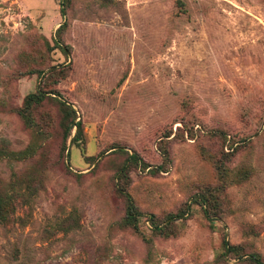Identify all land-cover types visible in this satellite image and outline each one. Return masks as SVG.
Returning <instances> with one entry per match:
<instances>
[{"label":"rangeland","instance_id":"1","mask_svg":"<svg viewBox=\"0 0 264 264\" xmlns=\"http://www.w3.org/2000/svg\"><path fill=\"white\" fill-rule=\"evenodd\" d=\"M68 1L61 18L58 0H0V155L26 151L0 159V188L26 197L0 226V264L264 261V0ZM63 20L65 54L47 49ZM37 89L47 95L27 125L20 109ZM131 153L147 168L119 171ZM119 188L139 235L119 224ZM197 193L218 194L208 220ZM186 204L166 237L151 231L148 216Z\"/></svg>","mask_w":264,"mask_h":264},{"label":"trees","instance_id":"2","mask_svg":"<svg viewBox=\"0 0 264 264\" xmlns=\"http://www.w3.org/2000/svg\"><path fill=\"white\" fill-rule=\"evenodd\" d=\"M68 3H69L68 0H58V13L61 18H64L65 16V8L68 6ZM65 28H66V22L63 20V22L55 30L54 37L51 40L52 45L48 46L47 48L48 50L59 47L64 54L66 53L68 46L62 44V40H61V35L64 32ZM46 95H47L46 92H43L41 89H37L34 93L28 94L23 99L22 108L20 109V116L27 125H31V121L29 118V110L34 106H38L42 102V100L46 97ZM62 113L65 119H69L68 121L69 123H71V121H73L75 118V112L70 107H68V105L66 106L63 105ZM72 127L75 128L74 136L71 139V141L73 142L81 134L80 121L79 120L76 121L75 123L70 125V128L66 129L64 138H67L69 136V132ZM25 155H26L25 150L22 152H9L8 154L0 155V159L13 158L17 161H20L22 159V156ZM158 155L160 159V164L154 168V171L165 172L164 171L165 167L168 164V155L166 149L162 145L158 147ZM124 162L125 163L121 166L119 171H122L129 162L134 165L138 163L142 167V169L147 168L146 164H144L135 153H131L130 155H127ZM8 186L10 188V189L8 188L9 192H7L8 189L5 190L0 188V226L2 227L8 226L9 224H11V222H14L15 210L17 208H22V206L26 201V197L22 192H20V190H18L16 183L11 182L8 184ZM118 191L120 192L125 204V214L121 219V222H119V224L121 227L129 228L130 230L133 231V233L139 235L140 233L137 228V222L140 216V212L134 206L130 196L127 194L125 190L119 188ZM189 201L191 205L199 206L206 220H208L212 215H215L216 211H218L219 208L218 194H209L208 197H205L203 194L197 193L194 194ZM189 211H190V205L186 204L182 211L165 216L162 222H158L157 220H155L154 216L151 215L148 216L147 219L151 226V231L156 236L166 237L167 236L166 230L168 229L169 225L172 224V222L181 220L183 217V213L188 214ZM19 221H21V219ZM71 221L72 220L69 221L66 220L61 222L59 225H57L56 230L59 232H63L67 230L69 228L68 225H70L69 222ZM75 223L70 227L72 228L75 225ZM221 245L224 254L226 252L228 253L230 251H233V254L236 256V258L241 257L238 251H236V247L231 246L224 239L222 240ZM246 259L250 264H264L262 258L256 253H248Z\"/></svg>","mask_w":264,"mask_h":264}]
</instances>
